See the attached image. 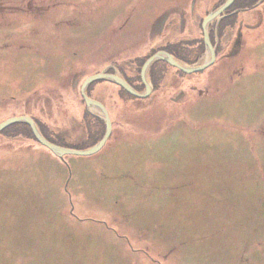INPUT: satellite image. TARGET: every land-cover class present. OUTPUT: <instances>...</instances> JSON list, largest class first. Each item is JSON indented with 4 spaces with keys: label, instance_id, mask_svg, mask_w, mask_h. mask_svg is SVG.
Here are the masks:
<instances>
[{
    "label": "rangeland",
    "instance_id": "rangeland-1",
    "mask_svg": "<svg viewBox=\"0 0 264 264\" xmlns=\"http://www.w3.org/2000/svg\"><path fill=\"white\" fill-rule=\"evenodd\" d=\"M224 2L0 0V264H264V0ZM210 14L207 67L86 85L99 150L37 141L95 145L85 79L200 65Z\"/></svg>",
    "mask_w": 264,
    "mask_h": 264
},
{
    "label": "water",
    "instance_id": "water-1",
    "mask_svg": "<svg viewBox=\"0 0 264 264\" xmlns=\"http://www.w3.org/2000/svg\"><path fill=\"white\" fill-rule=\"evenodd\" d=\"M231 2H232V0H225L224 4L216 12L223 10ZM213 14L208 15V17L204 20V23H203L204 39H205L204 41H205L206 46L210 50L209 51L210 57L207 60H205V62L201 63L200 65H198L196 67H184L180 63L176 62L169 53H167L165 51L155 52L152 56H150L149 58H147L145 60V63L143 64V66L141 68L142 69L141 77H142V80H143V82L145 84V88H146V90L143 94L137 93L128 83H126L122 78L118 77L114 73L110 74V73L100 72V73L91 75L85 79V81L82 83V85L80 87V94H81L82 98L84 99L87 106H91L94 109H97L98 111H100V113H102V119L105 122V133H104L103 137L95 145H93L92 147H90L89 149H86V150H76V149L61 147V146H58L56 144L50 143L42 137V135L36 129L35 125L31 121H29V119H28L27 123L31 126L32 131H33L37 141H39L41 144L48 147L51 151H53V153H55L57 155H62V154H91V153L99 150L103 146V144L105 143V141L107 140V138L110 134L111 123H110V119H109L107 110L104 107V105L102 103H100L99 101L92 99L86 95V92H85L86 85L91 81H95V80L100 79V78H107V79H111L113 82L122 86L129 93H131L133 95H137V96H143L145 94L147 95V93L150 91V85H149L148 81L146 80L147 78L145 76V71L155 59H163L166 62L170 63L172 66H175V67L182 69L186 72H190V71H193L196 69H202V68L207 67L209 64H211L214 61V50H213L210 42L208 41V37L206 34V30H205V26H206L205 22L210 17H212ZM16 120H17V118H12V119H9V120H6V121L0 123V129H2L6 125H8V124H10ZM18 120H20V119H18Z\"/></svg>",
    "mask_w": 264,
    "mask_h": 264
},
{
    "label": "flooded vegetation",
    "instance_id": "flooded-vegetation-1",
    "mask_svg": "<svg viewBox=\"0 0 264 264\" xmlns=\"http://www.w3.org/2000/svg\"><path fill=\"white\" fill-rule=\"evenodd\" d=\"M201 28V25L199 26V29ZM212 44H211V46H212V48H213V50H214V53L216 52V45H215V43H217V42H215L214 44H213V42H211ZM162 50H164L165 52H167V53H169V54H171V51L172 50H170L167 46H162ZM177 56H179L178 54H176ZM201 57V56H200ZM199 57V58H200ZM199 58L197 59V60H199ZM179 59V58H178ZM203 70H205V69H203ZM202 70V71H203ZM118 71H115V70H113V73H116V75H118V73H117ZM175 72L177 73V75L179 76H184V75H182V73H184L185 71H182V70H178V69H176L175 70ZM197 72V71H196ZM129 73H133L131 70L129 71ZM161 73H162V69H158V70H153L152 72L151 71H149L148 72V77H146L147 79H148V82L151 84V90L149 91L150 93L149 94H153V92H152V90L154 89V87L156 86V84H157V79H159V77L160 76H162L161 75ZM119 74H122L123 76V80H126V82L137 92V93H139V94H141V93H143L144 92V88H145V85H144V82L142 81V77H140V71H135L133 74H134V77H136V79L134 78V80H132L130 77H132V76H128L129 74H124V73H122V72H120ZM185 74V73H184ZM120 76V75H119ZM157 79H156V78ZM99 89H100V86L98 87V93L100 92H103L102 90H100L99 91ZM101 89H102V87H101ZM117 90H118V92L120 93V92H125L124 91V89L123 88H121L120 86H118L117 85ZM85 92H86V95L88 96V97H90V98H92V99H95V100H97V101H99L100 103H102L103 105H104V103H103V101H102V98L101 97H99V96H97V97H94V96H92V95H90V93H92V90H90V89H85ZM118 92H114L113 91V93L111 94V95H113L114 97L116 96V98H120L121 96L119 95V93ZM127 92V91H126ZM125 92V93H126ZM100 93L98 94V95H100ZM128 93V92H127ZM130 94V93H129ZM148 93H147V95L145 94V95H143V96H137V95H133V94H131L132 96H134L135 98H145V97H147L148 95H149ZM122 98V97H121ZM120 98V99H121ZM104 107H105V105H104ZM106 108V107H105ZM96 123H97V125L100 127V134H102V132H103V130L105 129V123H104V121L102 120V121H100V120H96L95 121ZM98 128V127H97ZM111 131H112V129H111Z\"/></svg>",
    "mask_w": 264,
    "mask_h": 264
},
{
    "label": "bare ground",
    "instance_id": "bare-ground-1",
    "mask_svg": "<svg viewBox=\"0 0 264 264\" xmlns=\"http://www.w3.org/2000/svg\"><path fill=\"white\" fill-rule=\"evenodd\" d=\"M143 81V80H142Z\"/></svg>",
    "mask_w": 264,
    "mask_h": 264
},
{
    "label": "trees",
    "instance_id": "trees-1",
    "mask_svg": "<svg viewBox=\"0 0 264 264\" xmlns=\"http://www.w3.org/2000/svg\"><path fill=\"white\" fill-rule=\"evenodd\" d=\"M32 136V135H31Z\"/></svg>",
    "mask_w": 264,
    "mask_h": 264
}]
</instances>
